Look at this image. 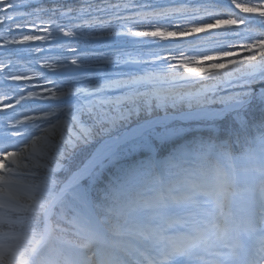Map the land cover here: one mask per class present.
<instances>
[{
  "label": "snow or ice",
  "instance_id": "snow-or-ice-1",
  "mask_svg": "<svg viewBox=\"0 0 264 264\" xmlns=\"http://www.w3.org/2000/svg\"><path fill=\"white\" fill-rule=\"evenodd\" d=\"M0 264H264V0H0Z\"/></svg>",
  "mask_w": 264,
  "mask_h": 264
},
{
  "label": "trees",
  "instance_id": "trees-1",
  "mask_svg": "<svg viewBox=\"0 0 264 264\" xmlns=\"http://www.w3.org/2000/svg\"><path fill=\"white\" fill-rule=\"evenodd\" d=\"M81 43H83L82 41H81ZM22 59H27V57L26 56H22L21 57ZM18 107V106H17ZM91 151V149H87V150H85L84 152H90ZM83 152H81L80 154H78L73 160H72V162H71V164L69 165V168H68V170L67 171H63V172H60L59 174H58V178L60 179V180H66L68 177H69V175L71 174V172L77 167V166H79L80 165V161H79V156H82L83 154H82Z\"/></svg>",
  "mask_w": 264,
  "mask_h": 264
},
{
  "label": "bare ground",
  "instance_id": "bare-ground-1",
  "mask_svg": "<svg viewBox=\"0 0 264 264\" xmlns=\"http://www.w3.org/2000/svg\"><path fill=\"white\" fill-rule=\"evenodd\" d=\"M93 147H95V145L93 146ZM84 153V154H83ZM82 154V156H79V161H80V165H79V167H81L85 162H86V158H87V155H88V152H83ZM78 167V168H79ZM72 174L74 173V172H71ZM71 174V175H72ZM235 204H238L239 205V208L238 209H244V206H243V204L242 203H234V207H236L235 206ZM235 213H237V214H241L242 212L241 211H237V212H235Z\"/></svg>",
  "mask_w": 264,
  "mask_h": 264
},
{
  "label": "rangeland",
  "instance_id": "rangeland-1",
  "mask_svg": "<svg viewBox=\"0 0 264 264\" xmlns=\"http://www.w3.org/2000/svg\"><path fill=\"white\" fill-rule=\"evenodd\" d=\"M77 167H79V166H77ZM77 167H76L72 172H74V171L77 169ZM71 174H72V173H71ZM71 174H70V175H71ZM70 175H69V176H70Z\"/></svg>",
  "mask_w": 264,
  "mask_h": 264
}]
</instances>
